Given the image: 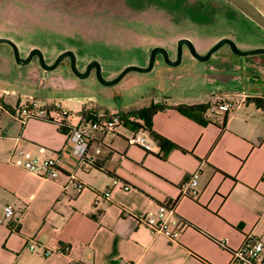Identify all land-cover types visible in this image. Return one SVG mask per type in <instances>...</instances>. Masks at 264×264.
<instances>
[{"label": "crops", "instance_id": "1", "mask_svg": "<svg viewBox=\"0 0 264 264\" xmlns=\"http://www.w3.org/2000/svg\"><path fill=\"white\" fill-rule=\"evenodd\" d=\"M222 61L186 64L194 72L169 71V90L160 91L159 101L142 102L139 94L141 101H130L119 90H97L105 100L95 115L76 100L80 107L61 105L68 116L59 117L54 104L43 101L34 116L23 119L0 96V264H227L246 236L264 242V60L231 58L230 68ZM216 103L231 108L208 115ZM152 105L158 108L146 115L151 130L174 147L160 146L127 123H140L131 112ZM177 105L206 109L187 117ZM113 112L121 123L112 132L90 129ZM72 128L87 137L82 158L70 152ZM135 132L157 152L128 145L126 138ZM33 146L64 156L54 177L15 165L18 152ZM194 173L196 195L181 196L182 184ZM171 205L170 220L179 228L175 242L150 235L141 222ZM4 207L11 209L7 218ZM45 248L66 251L45 257Z\"/></svg>", "mask_w": 264, "mask_h": 264}, {"label": "rangeland", "instance_id": "2", "mask_svg": "<svg viewBox=\"0 0 264 264\" xmlns=\"http://www.w3.org/2000/svg\"><path fill=\"white\" fill-rule=\"evenodd\" d=\"M248 1L264 14V0ZM219 3L223 6L219 0H0V38L13 42L21 58L33 48L39 50L46 65L63 51L73 54L78 72L88 62H96L103 80L113 79L127 66L144 68L155 47L174 57L179 39L188 40L197 55L205 54L221 38L240 51L264 48V33L233 12L221 15L216 11ZM186 51H181L177 66L162 65L157 58L148 73L129 71L116 84L102 86L93 71L86 78L74 77L66 60L48 72L35 58L18 66L10 48L0 43V96L19 110L33 100L36 106L47 101L74 111L80 107L78 100L95 115L105 100L97 90H119L130 101H141L139 94L142 102L149 103L161 100V90H169V71H196L186 64L223 60L221 66L230 68L227 61L231 58L236 62L264 60V55L235 56L225 45L202 63ZM118 101L117 97L112 100Z\"/></svg>", "mask_w": 264, "mask_h": 264}, {"label": "built area", "instance_id": "3", "mask_svg": "<svg viewBox=\"0 0 264 264\" xmlns=\"http://www.w3.org/2000/svg\"><path fill=\"white\" fill-rule=\"evenodd\" d=\"M25 107L19 110L18 114L23 119H27L35 115V104L32 100ZM53 108L59 117L66 118L68 112L60 105L54 104ZM231 108L230 103H216L208 106L207 114L213 115L217 112L227 113ZM121 123L120 117L117 112L101 115L96 121L90 124L91 130H101L104 133L112 132ZM68 142L71 154L76 157L82 158L88 147L86 135L79 129L72 128L68 132ZM128 145L136 146L146 153L155 154L157 147L153 145L152 141L146 139L141 133L135 132L126 138ZM64 161V156L60 153L48 150L42 146H33V148L19 151L14 163L17 166H21L27 172L41 176L43 178H52L57 173V167ZM113 185L118 186L117 181L113 182ZM197 174L194 173L191 177L182 184L180 189V195L185 197H193L196 195ZM75 188H81L80 185L74 183ZM119 188L123 191H128L129 187L126 185H120ZM108 192H105L103 196L108 197ZM174 213V206L159 207L155 212L149 214V216L143 219L144 226L150 235H161L170 242H175L179 236V228L174 220H170ZM11 209L9 207L3 208V216L9 217ZM225 240H222L221 246L225 247ZM34 246L30 245L29 249H33ZM66 249H53L45 248L43 255L49 256L53 252L63 253ZM227 264H264V242L261 240H255L246 236L242 244L231 250L229 253V260Z\"/></svg>", "mask_w": 264, "mask_h": 264}, {"label": "water", "instance_id": "4", "mask_svg": "<svg viewBox=\"0 0 264 264\" xmlns=\"http://www.w3.org/2000/svg\"><path fill=\"white\" fill-rule=\"evenodd\" d=\"M234 8L237 12L241 14L243 18L252 23L256 28L260 29L264 33V14L253 4H251L248 0H219ZM0 43L7 45L10 48L12 59L18 66H23L27 64L32 57L36 58L38 66L44 70L52 71L56 68V66L60 63V61L64 58L68 59V67L72 75L76 78L82 79L86 78L90 71L94 72L95 78L97 82L102 86H112L116 84L127 72L133 71L136 73L145 74L148 73L154 63L155 55H160L161 61L164 65L168 67H174L179 64L180 56H181V46L184 45L188 54L199 62H205L209 59V57L215 52L220 46L226 45L231 54L239 57L243 56H254V55H264V48H255L247 51L238 50L233 42L228 39L221 38L219 39L212 47H210L205 54L197 55L194 51L192 44L186 39H179L176 45V53L174 60H169L167 52L162 49L155 47L149 51L148 60L146 66L144 68H137L134 66H127L122 69L113 79L111 80H103L100 76L99 65L96 62H88L84 67L82 72H78L75 68V59L71 52L63 51L59 53L53 62L49 65H46L43 62V58L39 50L31 49L24 58L19 57L17 47L13 42L8 39L0 38Z\"/></svg>", "mask_w": 264, "mask_h": 264}, {"label": "trees", "instance_id": "5", "mask_svg": "<svg viewBox=\"0 0 264 264\" xmlns=\"http://www.w3.org/2000/svg\"><path fill=\"white\" fill-rule=\"evenodd\" d=\"M210 6V5H209ZM211 7V6H210ZM177 16H175V20L177 22H180L179 18H176ZM252 24V23H251ZM253 25V24H252ZM255 102H259L257 100H254ZM260 104V102L258 103ZM158 108L157 105H152L149 106L147 108L144 109H140L137 111H133L131 112L130 115L133 116V119H137L138 121H140V123H133L131 121L127 122L133 129H139V130H143L145 132L148 133V135L151 137V139H153L154 141H156L160 146H167V147H174V145H172L171 143H169L168 141H166L165 139L161 138L159 135L155 134L150 127V124L147 121L146 115L147 114H151L153 113V111H155ZM174 109L179 112L180 114L187 116V117H192L194 114L196 113H201L204 112L206 109V106L204 105H177L174 107ZM47 121H50L48 118H44ZM127 119V118H126ZM127 121V120H126ZM58 125H61V123H59Z\"/></svg>", "mask_w": 264, "mask_h": 264}, {"label": "flooded vegetation", "instance_id": "6", "mask_svg": "<svg viewBox=\"0 0 264 264\" xmlns=\"http://www.w3.org/2000/svg\"><path fill=\"white\" fill-rule=\"evenodd\" d=\"M222 2V1H221ZM217 3V2H216ZM223 3V6L219 3L218 4V7H219V9L218 10H216L218 13H220L221 15H223V16H226V14L228 13V12H233L234 13V15H237V16H240V18H242V16H241V14L239 13V12H237L234 8H232L230 5H228V4H226V3H224V2H222ZM252 4V3H251ZM222 7H224L225 8V10L224 9H222ZM224 10V11H223ZM226 13V14H225ZM236 16V17H237ZM245 20V19H244ZM226 46V45H225ZM185 46L184 45H182L181 46V51H183V49L185 50ZM175 53H176V51L174 52V57H175ZM186 53H187V51H186ZM188 54V53H187ZM167 55H168V58H169V60H174V57H172V58H170L169 57V54L167 53ZM32 58H35V57H32ZM31 58V59H32ZM158 58V59H157ZM36 59V58H35ZM155 59H157L158 60V62H160V64H162V65H164L163 63H162V61H161V57H160V55H155V58H154V61H155ZM63 60H66L67 61V64H68V59L67 58H64V59H62L60 62H62ZM92 71V70H91ZM90 71V72H91Z\"/></svg>", "mask_w": 264, "mask_h": 264}]
</instances>
